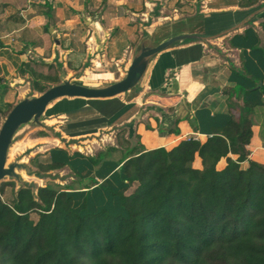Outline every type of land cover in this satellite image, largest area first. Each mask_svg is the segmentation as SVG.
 <instances>
[{
  "label": "trees",
  "instance_id": "16d2710c",
  "mask_svg": "<svg viewBox=\"0 0 264 264\" xmlns=\"http://www.w3.org/2000/svg\"><path fill=\"white\" fill-rule=\"evenodd\" d=\"M162 28L168 31L160 38V29L144 32L137 54L143 45L182 34ZM142 79L132 94L142 89ZM63 100L109 104L111 99ZM254 107L245 99L240 114L232 113L204 142L190 138L170 148L139 151V145L117 136L124 151L114 180L90 193L55 183L35 193L36 186L25 183L10 203L4 200L5 188L16 184L1 182L0 264H264V164L251 159L247 147ZM71 109L65 113L76 115L83 108ZM114 151L87 158L54 148L48 162L36 164L45 173L70 166L84 183V173ZM40 172L30 175L43 178Z\"/></svg>",
  "mask_w": 264,
  "mask_h": 264
},
{
  "label": "crops",
  "instance_id": "0c3cea01",
  "mask_svg": "<svg viewBox=\"0 0 264 264\" xmlns=\"http://www.w3.org/2000/svg\"><path fill=\"white\" fill-rule=\"evenodd\" d=\"M177 21L182 24L173 28ZM163 26L172 33L182 32L177 35L202 38L181 41L157 54L136 95L128 92L109 104L97 103L101 106L85 104L77 116L61 113L64 119L54 128L61 136L39 142L55 140L51 149H65L72 156L73 145H67L71 140L115 125L123 126L129 141L132 133L139 136L138 145L145 149L170 148L193 137L204 142L232 113L240 114L246 99L256 104L257 113L247 146L250 158L264 164V0H0V101L10 102L12 85L27 80L34 52L48 67L63 65L76 73L84 69L87 55L78 49L73 35L87 32L89 37L81 40L88 38L89 51L96 57L94 76L100 78L113 74L115 65L125 64L127 72L144 32L152 35L160 29V38L168 31ZM82 115L92 119L79 123ZM110 139L114 142L105 152L116 148L113 153L119 158L110 157L91 173L85 172L84 187L73 188L90 193L107 179L114 180L124 150L117 136ZM77 160L72 162L78 164Z\"/></svg>",
  "mask_w": 264,
  "mask_h": 264
},
{
  "label": "rangeland",
  "instance_id": "374dc122",
  "mask_svg": "<svg viewBox=\"0 0 264 264\" xmlns=\"http://www.w3.org/2000/svg\"><path fill=\"white\" fill-rule=\"evenodd\" d=\"M56 35L57 34H54L53 37H55ZM73 37L76 45H78V49L80 51H86L87 56L85 58H87V60L85 62L84 69L75 73L73 71L68 70L67 66H65V68L63 69L58 64L57 65L53 64L52 66L48 67L43 63L44 61L41 57L40 58L36 57L35 55L36 53L34 52L35 54L34 53L32 54L34 59L33 60L30 59L32 63L31 64L29 63L30 68H32V72H29V74L26 76L27 80L25 82L24 81L19 82L16 85L15 84L12 85V87H14L12 88L14 92L10 102L4 103L0 101V127L4 123L6 117L8 116L12 108L21 100L39 96L42 92L46 91L52 86L60 84L62 82L60 75L62 74L63 71H65L67 75L66 79L71 80L72 82L84 84L87 86H94V87L106 86L116 81H119L125 77L126 75L125 64L123 65L120 64V66L115 65L114 67L115 72L113 74L107 76H101L100 78L94 76L95 71L92 69L93 68L92 59H95L96 57L91 54L92 52L91 50L89 51V49H91L90 48L91 45L87 42L88 38H86L85 41L81 40L83 37H89L87 32L83 34H77V35L75 34L73 35ZM48 53L50 52L45 53V58L47 59L50 58V55ZM28 81L31 82V87L28 86L27 83ZM20 86L22 88L19 89ZM57 103L60 104L54 107ZM83 104H85V101L76 100L73 102H66L63 99L56 101L51 106H49L45 114L39 119V122H35L34 120H32L28 124L23 125L19 129V131L14 135L13 142L10 147V151L8 155L7 164L10 165L14 163H20V164H24L26 168L17 169L19 178L6 177L4 179L5 182L12 181L15 182L16 184V187L7 186L5 188V193L3 195L5 201L10 203L13 202V200L16 198L17 191L25 183L34 184L36 186L34 188L35 193H37V187H45L46 185L53 183L57 185H61L60 187H68V186H72L75 188L84 187V184L81 182V180L77 178L74 172H71L70 169L68 168L54 170L49 173H45L42 171L40 172L36 164V163H45L50 160L51 155L49 157H44V156L48 154L47 153L48 150L51 149L53 145H55L54 143H56L55 140H42V142H39V140L41 138H47V136H52L57 134L54 128L58 126L60 123L56 121H62L64 119L63 117H59L61 113L63 114L65 113V111H70L72 110L71 108L75 109L78 107H82L84 106ZM96 105L101 106L98 104ZM93 106L95 105L93 104ZM116 117L121 119L122 116L120 117L116 116ZM78 119H79L78 120L79 123L86 124L88 123L86 121H90L92 117H85L84 115H82L81 118ZM71 120L72 118L69 120V124L71 123L70 122ZM120 123L121 122L119 121V124ZM112 132L114 133L115 136H120L123 137V139H126L125 137L126 133L123 126L115 125L113 126L112 129L103 130L100 134L81 137L76 140H71L69 143H67V145L68 147L70 144L73 145L74 147L70 146V148H72L75 151V153L80 152L82 155H84L87 158L92 156H87L86 154L91 155L92 153L95 156H97L99 152L102 151L105 152L107 148L111 147L112 143L114 142L113 140L110 139V136L111 138L114 137V135L110 134ZM132 132H134L133 129ZM129 138H130V142L133 145H138L139 139L137 138L135 133H132V135H130ZM116 140L118 141V139ZM142 147L144 146L141 145L140 148ZM108 156L111 158L115 157V159L119 158V154L114 155V153H111V155L108 154ZM23 171L25 172L26 175L25 177H23L22 175ZM30 172H40L43 178H38L34 175H30ZM136 187L137 184L133 185L126 193L128 195L133 193ZM31 217L35 221L39 219V215L36 212L32 213Z\"/></svg>",
  "mask_w": 264,
  "mask_h": 264
},
{
  "label": "water",
  "instance_id": "95a60500",
  "mask_svg": "<svg viewBox=\"0 0 264 264\" xmlns=\"http://www.w3.org/2000/svg\"><path fill=\"white\" fill-rule=\"evenodd\" d=\"M200 38L202 37L199 35L183 34L171 37L156 46L143 45L140 52L134 57L125 77L112 84L102 87H90L66 79L67 75L63 71L60 75L62 80L60 84L52 86L39 96L21 100L12 108L0 127V182H3L6 177L19 178L17 169L26 168L24 164L20 163L7 164L14 135L23 125L28 124L32 120L39 122V119L54 102L64 98L106 100L131 92L139 85L148 68L151 57L168 49L178 41Z\"/></svg>",
  "mask_w": 264,
  "mask_h": 264
},
{
  "label": "bare ground",
  "instance_id": "6f19581e",
  "mask_svg": "<svg viewBox=\"0 0 264 264\" xmlns=\"http://www.w3.org/2000/svg\"><path fill=\"white\" fill-rule=\"evenodd\" d=\"M152 83H153V82H152ZM22 175H23V177H25V176H26L24 171L22 172Z\"/></svg>",
  "mask_w": 264,
  "mask_h": 264
},
{
  "label": "built area",
  "instance_id": "2783aa9c",
  "mask_svg": "<svg viewBox=\"0 0 264 264\" xmlns=\"http://www.w3.org/2000/svg\"><path fill=\"white\" fill-rule=\"evenodd\" d=\"M194 138V137H193ZM194 139H198V138H194ZM199 140V139H198Z\"/></svg>",
  "mask_w": 264,
  "mask_h": 264
}]
</instances>
